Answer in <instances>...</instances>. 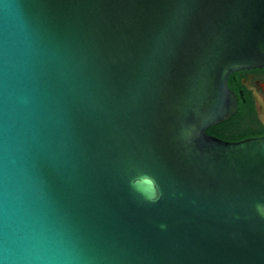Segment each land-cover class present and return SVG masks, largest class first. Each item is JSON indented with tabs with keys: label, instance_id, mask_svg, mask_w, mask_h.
<instances>
[{
	"label": "water",
	"instance_id": "water-1",
	"mask_svg": "<svg viewBox=\"0 0 264 264\" xmlns=\"http://www.w3.org/2000/svg\"><path fill=\"white\" fill-rule=\"evenodd\" d=\"M262 66L264 0H0V253L14 186L71 264H264V135L206 133Z\"/></svg>",
	"mask_w": 264,
	"mask_h": 264
},
{
	"label": "clouds",
	"instance_id": "clouds-1",
	"mask_svg": "<svg viewBox=\"0 0 264 264\" xmlns=\"http://www.w3.org/2000/svg\"><path fill=\"white\" fill-rule=\"evenodd\" d=\"M128 183L144 201L159 200L160 189L151 175L137 173ZM255 210L264 217V203H257ZM2 215L4 264H71L74 257L64 233L40 221L14 186L3 191Z\"/></svg>",
	"mask_w": 264,
	"mask_h": 264
},
{
	"label": "flooded vegetation",
	"instance_id": "flooded-vegetation-1",
	"mask_svg": "<svg viewBox=\"0 0 264 264\" xmlns=\"http://www.w3.org/2000/svg\"><path fill=\"white\" fill-rule=\"evenodd\" d=\"M228 88L237 97V110L218 127L220 136H242L240 139L264 135V66L234 71ZM236 141V139L234 140Z\"/></svg>",
	"mask_w": 264,
	"mask_h": 264
},
{
	"label": "trees",
	"instance_id": "trees-1",
	"mask_svg": "<svg viewBox=\"0 0 264 264\" xmlns=\"http://www.w3.org/2000/svg\"><path fill=\"white\" fill-rule=\"evenodd\" d=\"M219 129L218 127H215V126H212V127H209L208 129H206V133L210 134V135H214L220 139H223V140H228V141H234L235 139L236 140H239L238 138H242V136H220V133H219Z\"/></svg>",
	"mask_w": 264,
	"mask_h": 264
}]
</instances>
